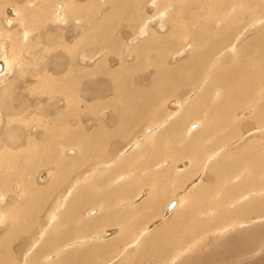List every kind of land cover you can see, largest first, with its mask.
<instances>
[{
  "label": "rangeland",
  "instance_id": "1",
  "mask_svg": "<svg viewBox=\"0 0 264 264\" xmlns=\"http://www.w3.org/2000/svg\"><path fill=\"white\" fill-rule=\"evenodd\" d=\"M39 1L0 0V66H2L0 70V181L6 183L0 185V242L4 243L11 235L15 237L9 244L8 249L10 250L4 253L5 260H8L10 256L11 264H28L29 261H32L34 255H38V253H35L38 251L39 245L45 243L52 226L58 222L59 212L63 211L65 204L71 206L72 199L84 197L85 200H89L82 204V211L79 215L76 214L78 218H74L75 223L80 222V220L93 222L96 218H108L106 223L96 226V233L91 230V235L87 237L88 239H85L86 245L83 246L81 257L86 262L89 259L92 264H95L92 258L84 257V254L88 251H95L97 246L109 244L112 245L109 257L105 261L97 262L98 264H141L138 261L140 257L147 256L149 253L154 254V250L155 253L159 250H164L169 258H166L167 261L165 259H157L158 261L156 262L147 260L148 262L145 261L144 264H207L209 261L214 264H229L227 254L236 250V248L237 251L241 252L242 250L243 253L247 250L253 252L251 254L252 258L246 260H249L248 264L257 263V261L259 264H264V155L263 157L261 156L263 161H260L255 168L256 172L253 171L255 170L254 168L250 166L247 168V165H243L245 168L242 167V171L236 170L237 173L234 172L233 175L228 169L222 168L225 163L221 164L224 157L228 155H230L228 157L235 156L241 150L255 148L257 152H262L259 144L264 143V53L257 54V52L258 48H264V0H224L223 3L228 8L227 10H222L221 13L229 14L228 19L223 22L214 21L210 25L211 28L210 26L209 28L213 37H219L220 34L218 32L220 33V30H222L224 32L222 35H224V38H229V42L222 50L217 52L218 55L214 53L215 55L208 56L207 54L204 57L205 59H203L201 64L202 67L200 66L198 70L200 74L197 71L201 78L199 76L196 78L195 85L197 87L194 85L191 89L181 88L178 91H174V96H172L173 91H171V87L167 86L166 92L162 96L160 95L163 92L159 95L157 94L152 108H147L143 115L137 117L138 110L136 109V114L132 116L135 121L132 123L122 122V120H125L124 112L127 110L125 103L126 94L132 90L130 87H134L133 89L137 90H143L145 87L149 88L153 84L152 82L160 78L159 76L163 74L165 69L180 68L188 60L189 54L191 55L190 52H194V50L189 51L184 45L179 46L178 51L171 52L169 56L164 58L158 52L154 54L148 51L136 53L137 50L144 46L145 43L153 44L158 39L166 37L172 30V35L177 33L179 29L180 33H182L180 26L184 28L186 26L188 28L187 35L192 37L195 32L209 31L207 27L211 21L207 18L208 7L212 6L217 0H212L213 2L205 0L207 1L206 4H202L200 1L196 2V0H178V2L176 0H145L144 4L141 3L135 8L129 7L130 9L128 8L127 10L124 9L127 6L121 5L122 9L119 5L118 7L122 10L120 9L117 12L115 10L118 7L114 5L113 0H110L112 1L110 3L109 0ZM47 2L48 5L46 4ZM17 3L18 5L26 6H18ZM158 3L161 5H158ZM61 5H63L61 11L65 12L64 17L66 16V19L63 20L62 16V18L58 19L56 17L58 20H54L53 13L59 11L58 6ZM83 5H85V13L75 12L76 6ZM52 6H54L53 9ZM255 6L258 7V15L261 17V21H254L253 17L250 16L245 19V22H247L246 26L240 27L236 25V22L239 24V21L248 15V12L252 13L250 10H254ZM17 7H19L18 10ZM237 7L238 9H236ZM130 10L138 13V20L136 23L134 22L135 25L128 18ZM236 11H240L237 19H235ZM68 12H70V16H67L68 14L66 13ZM117 13H122L120 15H123L124 18L117 17ZM23 17L26 18L24 19ZM165 18L166 20L170 19V23ZM23 19L24 21H22ZM227 22H229V25H227ZM102 24L103 26L106 25V27H102ZM252 25L256 28L251 27ZM95 28L98 29L94 30ZM103 29L108 32L109 38L115 39V44L119 46L115 51H111V46L108 44L107 46L104 43H99L98 49H95L93 45L84 44L85 39H88L91 35L93 36L96 31L104 32ZM109 32L112 34L111 36ZM180 40L183 42L184 37L181 36ZM241 46L245 48L244 52L241 51ZM90 52L93 54L89 55L88 53ZM104 60H107V63H104ZM210 60L211 62H209ZM2 61L6 65L7 70L5 72L3 71ZM142 62L144 63L142 64ZM100 64L105 66V68L103 66L102 71H110L109 73L112 76L122 66L128 67V73L124 77H120L122 84L125 83L124 79L127 77V86L125 87L123 84L118 89H114L111 85L110 77L104 74L105 71L99 74V71L96 72L94 70ZM155 64L158 66H154ZM230 66L232 67L230 68ZM163 68L165 69L162 70ZM192 68L188 70L193 71L194 69ZM233 70L238 74L232 72ZM224 74L225 76H223ZM69 75L71 76L73 93L76 96L75 107L77 105L81 107L79 110L77 106L80 114L75 111L70 115L67 111V103L62 97L61 88L62 85L69 83L66 80ZM74 78L76 79L74 80ZM122 78L124 79L122 80ZM224 79H227L229 84L227 82L226 84ZM46 80H51L53 88L45 87ZM222 81L227 85L226 87L224 86L225 84L221 85ZM205 92L208 96H202ZM228 92L234 95L235 99H229V102H226V94ZM260 93L262 94L260 95ZM169 96L171 98H168ZM160 97L162 98L160 99ZM201 98L200 104L196 105L198 99L200 100ZM144 101H141L140 104H143ZM146 101L148 102V98ZM56 106L58 107L56 108ZM96 107L99 110L97 109L98 112L95 113L93 109ZM131 110L132 108L130 107L129 111ZM190 110H193L195 115H189L188 111ZM208 110L217 111L218 115L214 118H220L210 120V124L204 133L203 129L208 125V121L205 119L202 121L200 115H205V111L208 112ZM233 111L235 113L230 115ZM75 113L79 115L77 116ZM61 116L67 117V120L60 121L58 125L66 124L68 132H62L68 137L66 135L64 137L62 135L56 136L52 140L53 147L50 150H45L47 149L45 148L43 150L44 154L33 158L32 161L38 166L25 171L24 169L15 168L18 171L17 173L10 171L7 166L6 153H4L5 150L3 149L6 148L11 151L14 156L15 152L23 155L22 151L24 148L19 151L16 150V147L18 145H27L28 134H32L34 141L46 144L47 138L42 136L44 125H47L49 121L51 124L55 123L57 120L53 119ZM31 118L33 119L31 120ZM44 119H47V121ZM155 119L157 120L155 121ZM37 120L41 122L38 123ZM178 122L181 128L176 132L172 128ZM255 122L259 126H256ZM223 125L226 128L218 132ZM103 129H106V132H103ZM209 129H212L211 136L206 135ZM257 130L260 131L257 132ZM110 132L113 134L111 135ZM102 133L107 135H102ZM98 134H101V136ZM68 139L74 144L68 145ZM175 140L177 142H173ZM88 141L90 142L87 143ZM94 142L99 143L97 147L94 145L91 147ZM188 145L193 146V149ZM84 148H88L90 153L88 156H86L87 150ZM167 148L169 151H167ZM70 149H77V151L74 152ZM89 149L92 150L90 151ZM195 150L198 153L192 156ZM182 151H184V154H181ZM173 154L175 156L172 157ZM43 155H45V158L42 157ZM16 160L15 157V165L17 164ZM69 161L76 162L72 163V166L64 165ZM23 164L24 160L21 161L20 165L22 166ZM61 164L64 165L63 173L59 172L58 169ZM211 166L214 168L213 171ZM216 166L219 167L218 169H224L228 172L227 174L222 173L224 175L222 176L221 174V177L218 178L214 185ZM68 167L72 169L70 170ZM239 171L241 173L238 176ZM178 172L181 174L187 172V186L185 183L181 184L184 176H180L181 174ZM10 174L11 176L8 177ZM261 174L262 176H260ZM254 175L255 180L253 178ZM224 178L230 179L229 182ZM18 179L25 183V191L17 181ZM244 179L246 180L244 181ZM241 183H250L252 187L240 192V195V193L237 194V190L233 186ZM211 184L214 185L215 190L209 196L207 195L206 198L201 199V202L196 200L193 194L194 191L201 185ZM30 185L32 188L29 187ZM5 186H8L7 189H4L6 192L3 190ZM28 187L31 191H28ZM185 187L187 188L185 189ZM217 189H220V191ZM238 189H243V187H238ZM26 191L31 193V195L27 194L28 192ZM76 192L78 194L74 195ZM103 196H109V200L107 202L103 200L102 202L101 198ZM155 199H160V201L155 202ZM221 199H223V202ZM208 200L210 201L209 203ZM228 200L231 201L229 202ZM254 200L259 205L260 211L258 214L256 213V208H252L249 211L240 209L243 205ZM215 202L216 204L219 202L222 206L216 205ZM228 202L229 205L227 204ZM170 204L173 207L169 209ZM73 205L78 207L75 200ZM214 205H216L215 210L212 208ZM199 207L202 208L200 209ZM223 211L226 213L224 214ZM201 212L204 213L202 214ZM34 214L35 218L31 230L27 228L28 232H22L20 225H24ZM18 216L23 217L22 223H18ZM196 221L204 224H197ZM51 223L52 225L50 226ZM208 223L215 228L210 229L211 226ZM215 223H218V226ZM201 228H208V232L204 231V234H202ZM248 236H251L252 240ZM235 237L238 240H235ZM261 237L263 238L260 245L257 240H260ZM153 242L154 244H152ZM83 244L82 241L80 242V240L72 237L69 241L62 243L63 246H60L56 250L57 252H54L55 248H52L51 245L49 246L50 248L43 246L42 250H40V252L43 251L41 252L42 259L39 258V261H41V264L54 263V260L60 255L59 253L76 251L78 248H82L79 246ZM174 244L177 246H174ZM184 245L186 246L183 247ZM257 245L261 247L259 246L256 249ZM177 249L178 251H176ZM194 251H197L198 254ZM178 252L179 254H177ZM248 255L249 253L241 257L238 262L232 260L230 264H242L245 262L244 258L248 257ZM186 258L188 259L185 260ZM191 260L193 261L191 262ZM227 260L228 263L226 262ZM6 263L10 264L8 261ZM33 263L31 262V264Z\"/></svg>",
  "mask_w": 264,
  "mask_h": 264
},
{
  "label": "bare ground",
  "instance_id": "2",
  "mask_svg": "<svg viewBox=\"0 0 264 264\" xmlns=\"http://www.w3.org/2000/svg\"><path fill=\"white\" fill-rule=\"evenodd\" d=\"M33 1V0H32ZM37 1H39V0H37ZM58 1V0H57ZM60 1V0H59ZM83 1V0H82ZM89 1V0H88ZM153 1V0H152ZM157 1H159V0H157ZM177 2H178V0H176ZM197 1H200V2H202V4H206L207 3V1H205V0H196V2ZM212 1V0H211ZM241 1V0H240ZM239 1V2H240ZM9 2H11V1H9ZM40 2V1H39ZM41 2H42V0H41ZM44 2V1H43ZM55 2H56V0H55ZM75 2V1H74ZM110 2H112V1H110L109 0V3ZM113 2H114V5H116V7H118L119 5H120V7H122L121 5H124V6H127V7H125L124 9L125 10H127L129 7H131V8H135V7H137L138 5H140L141 3L142 4H144L146 1L145 0H113ZM155 2V1H154ZM162 2V1H161ZM174 2V1H173ZM172 2V3H173ZM213 2V1H212ZM224 2V0H217L216 2H214V4L212 5V6H210V7H208V11H207V14H208V16H207V18L208 19H210V21H211V23L208 25V29H209V31L207 30V32H195L194 34H193V37L190 35H187V31H188V28H186V26H185V28L184 27H182V26H180L181 27V29H182V33H180V29L179 30H177L178 32L177 33H175V34H173L172 35V32H173V30L170 32L169 30V34L166 36V37H164V38H160V39H158L157 41H155L153 44H151V43H148V44H146L145 43V45L144 46H142V47H140V49L139 50H137V52L136 53H141V52H145V51H148L149 53H151V54H154V53H160V54H162V56L164 57V58H166L167 56H169L170 55V53L171 52H175V51H178V47L180 46H184V47H186L187 49H189V51H191V50H194V52H190L191 53V55L189 54V58H188V60L185 62V63H183L182 65H181V67L179 68H171V69H165V68H163L162 70H164V72H163V74H161V76H159L160 78L157 80L156 79V81L155 82H152L153 84L149 87V88H143V90H137V89H133L134 87H130V88H132V90H130V92L128 93V94H126V98H125V103H126V107H127V110H125V112H124V116H125V120H122V122H125V123H127V122H133V121H135L134 119H133V117L132 116H134L135 114H136V109L138 110V112H137V117H139L140 115H143V113H144V111L147 109V108H152V106H153V103H154V98L157 96V94L159 95L160 93H162L160 96H162L166 91L165 90H167V86L168 87H171V91H173L172 92V96H174V91H178L179 89H181V88H189V89H191V88H193L194 87V85H195V83H196V78L199 76V78H200V75H198L197 74V71L199 70V67L201 66V64L203 63V59H205L204 57L208 54V56H210V55H212V54H214V53H216L217 54V52H219L220 50H222L227 44H228V42H229V38H224V35H222L224 32L222 31V30H220V33L218 32V34H220V36L218 37V36H212V33H211V30H210V28H211V24L214 22V21H216V22H219V21H221V22H223L224 20H227L228 19V17H229V14H224V13H221L222 12V10H224V9H226L227 10V8H228V6H226V4L225 3H223ZM19 3V2H18ZM18 3H17V5H18ZM29 3V2H28ZM27 3V4H28ZM165 3H167V2H165ZM191 3V2H190ZM244 3V2H243ZM16 4V3H15ZM24 4V3H23ZM34 4H37V3H34ZM44 4V3H43ZM42 4V5H43ZM47 5H48V2L46 3ZM55 4V3H54ZM174 4V3H173ZM183 4V3H182ZM192 4V3H191ZM261 4V3H260ZM16 5V6H17ZM20 5V4H19ZM18 5V6H19ZM37 5H39V4H37ZM41 5V6H42ZM72 5V4H71ZM158 5H161V4H159L158 3ZM167 5V4H166ZM180 5V4H179ZM195 5V4H194ZM197 5H198V3H197ZM228 5H229V3H228ZM20 6H22V5H20ZM24 6H26V5H24ZM24 6H22V7H24ZM143 6V5H142ZM209 6V5H208ZM35 7V6H34ZM53 7L54 6H52V9H53ZM70 7V6H69ZM77 8H75V12H81V13H85V5H83V6H76ZM93 7V6H92ZM120 7H118V8H116V10H115V12H117V11H119L121 8ZM174 7V6H173ZM176 7V6H175ZM196 7V6H195ZM238 7H240V6H238ZM238 7L236 8V9H238ZM262 7V6H261ZM260 7V8H261ZM18 8L19 7H17V10H18ZM38 8V7H37ZM36 8V9H37ZM58 8H59V11H55L54 13H53V19L54 20H56L57 18L59 19V18H62V16H63V20L64 19H66V16L64 17V13H63V11H61L62 9H63V5H61V6H58ZM101 8V7H100ZM109 8V7H108ZM107 8V9H108ZM144 8V7H143ZM190 8H191V6H190ZM197 8V7H196ZM67 9V8H66ZM87 9V8H86ZM122 9H123V7H122ZM121 9V10H122ZM130 9V8H129ZM142 9V8H141ZM168 9V8H167ZM188 9V8H187ZM235 9V10H236ZM25 10V9H24ZM31 10H32V8H31ZM43 10H44V7H43ZM71 10V9H70ZM93 10V9H92ZM91 10V11H92ZM173 10V9H172ZM190 10V9H189ZM9 11V10H8ZM45 11V10H44ZM52 11V10H51ZM54 11V10H53ZM88 11H90V10H88ZM100 11V10H99ZM114 11V10H113ZM134 11V10H133ZM133 11H131L130 10V13H129V15H128V18H129V20H132V23H136V21L138 20V13H136V12H133ZM252 13H249L248 12V15L246 16V17H241L242 18V20L241 21H239V24L236 22V25H238V26H240V27H244V26H246L247 25V22H245V19H248L247 17H250V16H252L253 17V19H254V21L256 20L257 22H259V21H261L260 20V16L258 15V7L257 6H255V9L254 10H250ZM15 12V11H14ZM26 12H27V10H26ZM168 12V11H167ZM9 13V12H8ZM240 13V11H236V15H235V19H237V15ZM50 14V13H49ZM66 14H68L67 16H70V12H68V13H66ZM120 14H122V13H117L116 14V16L117 17H123V15H120ZM154 14V13H153ZM164 14V13H163ZM162 14V15H163ZM31 15V14H30ZM35 15V14H34ZM40 15V14H39ZM45 15H47V14H45ZM105 15V14H104ZM145 15V14H144ZM147 15V14H146ZM157 15V14H156ZM36 16V15H35ZM50 16V15H49ZM167 16H168V14H167ZM43 17V16H42ZM57 17V18H56ZM164 17H165V15H164ZM174 17V16H173ZM17 18V17H16ZM15 18V19H16ZM24 19L26 18V17H23ZM88 18V17H87ZM124 18V17H123ZM162 18V17H161ZM160 18V19H161ZM170 18V17H169ZM24 19L22 20V21H24ZM30 19V18H29ZM48 19V18H47ZM57 19V20H58ZM89 19V18H88ZM92 19V18H91ZM90 19V20H91ZM112 19V18H111ZM168 19V18H167ZM165 20H166V18H165ZM170 20V19H169ZM169 20H166V21H168L169 22ZM174 20V19H173ZM92 21H94V20H92ZM162 21V20H161ZM171 21H172V19H171ZM114 22V21H113ZM173 22V21H172ZM4 23V22H3ZM17 23V22H16ZM25 23V22H24ZM135 23H134V25H135ZM164 23V22H163ZM167 23V22H166ZM170 23V22H169ZM175 23V22H174ZM228 24L227 25H229V22H227ZM32 24V23H31ZM75 24V23H74ZM168 24V23H167ZM173 24V23H172ZM20 25H22L21 23H20ZM24 25V24H23ZM27 25V24H26ZM92 25V24H91ZM126 25V24H125ZM130 25V24H129ZM224 25V24H223ZM258 25V24H257ZM12 26V25H11ZM109 26V25H108ZM113 26V25H112ZM115 26V25H114ZM140 26V25H139ZM165 26H166V24H165ZM169 26H170V24H169ZM209 26H210V28H209ZM254 25H252L251 27H253ZM262 26V25H261ZM21 27V26H20ZM26 27V26H25ZM81 27H83V26H81ZM87 27V26H86ZM92 27V26H91ZM102 27H106V25L105 26H103V24H102ZM127 27V26H126ZM134 27V26H133ZM178 27V26H177ZM213 27H214V25H213ZM225 27H227L226 25H225ZM27 28V27H26ZM78 28V27H77ZM108 29H110L109 27H107ZM128 28V27H127ZM126 28V29H127ZM175 28V27H174ZM250 28V27H249ZM253 28H256V27H253ZM258 28V27H257ZM1 29V28H0ZM15 29V28H14ZM38 29V28H37ZM98 28H95L94 30H97ZM111 29H113V28H111ZM128 29H130V28H128ZM203 29V28H202ZM201 29V30H202ZM252 29V28H251ZM250 29V30H251ZM28 30H30V29H28ZM34 30V29H33ZM84 30V29H83ZM102 30V29H101ZM104 30V29H103ZM138 30V29H137ZM140 30V29H139ZM249 30V29H248ZM256 30V29H255ZM17 31V30H16ZM108 31V30H107ZM174 31H175V29H174ZM252 31V30H251ZM18 32V31H17ZM16 32V33H17ZM30 32V31H29ZM133 33H134V31H132ZM244 32H246V31H244ZM21 33V32H20ZM129 33H130V31H129ZM142 33V32H141ZM153 33V32H152ZM225 34H227V33H225ZM244 34V33H243ZM84 35V34H83ZM107 35V36H106ZM109 35L111 36L112 34H110V32H109ZM162 35V34H161ZM120 36H121V34H120ZM184 37V40H183V42L180 40V37ZM16 37V36H15ZM186 38V39H185ZM11 39V38H10ZM122 39H123V37H122ZM153 39V38H152ZM241 39V38H240ZM114 40V41H113ZM125 41V40H124ZM182 43H181V42ZM78 42V41H77ZM76 42V43H77ZM120 42V41H119ZM147 42V41H146ZM233 42V41H232ZM245 43H247L246 41H244ZM99 43H104V44H108V45H110L111 46V48H110V50L111 51H115L116 49H117V47H119V46H117L116 44H115V39H111V37L109 38L108 37V32H105V30H104V32L102 31H99V32H95L94 33V35L92 36L91 35V37H89L88 39H85L84 40V44L85 45H90V46H94V48L95 49H98V44ZM122 43V42H121ZM124 44V43H123ZM142 44H144V43H142ZM244 44V43H243ZM249 44V43H248ZM107 45V46H108ZM141 45V44H140ZM75 46H77V45H75ZM82 46V45H81ZM80 46V47H81ZM100 46V45H99ZM138 47V46H137ZM239 47V46H238ZM242 47V46H241ZM67 48V47H66ZM89 48H91V47H89ZM100 48V47H99ZM131 48V47H130ZM133 48V47H132ZM136 49V48H135ZM244 49L245 48H243L242 47V49H241V51L242 52H244ZM94 51V50H93ZM119 51V50H118ZM203 51V52H202ZM72 52V51H71ZM223 52V51H222ZM227 52H229V51H227ZM264 53V48H258V52H257V54H260V53ZM69 53V52H68ZM109 53V52H108ZM47 54V53H46ZM83 54V53H82ZM89 55H92L93 53L92 52H90V53H88ZM145 54V53H144ZM148 54V53H147ZM134 55V54H133ZM149 55V54H148ZM215 55V54H214ZM218 55V54H217ZM224 55V54H223ZM244 55V54H243ZM137 56V55H136ZM135 56V57H136ZM138 56H139V54H138ZM157 56V55H156ZM159 56V55H158ZM92 57V56H91ZM104 57V56H103ZM212 57V56H211ZM130 58H131V56H130ZM141 58V57H140ZM153 58V57H152ZM96 59H97V57H96ZM116 59V58H115ZM170 60V59H169ZM105 61V60H104ZM107 61V60H106ZM104 62V63H107V62ZM141 61V60H140ZM209 62H211V60L209 61ZM258 62V61H257ZM100 63V62H99ZM99 63H97V64H99ZM144 62H142V64H143ZM161 63V62H160ZM224 63V62H223ZM96 64V65H97ZM164 64V63H163ZM166 64V63H165ZM2 65H3V71L5 72L7 69H6V65H5V63L2 61ZM8 65V64H7ZM43 65V64H42ZM46 65V64H45ZM95 65V66H96ZM169 65V64H168ZM237 65V64H236ZM236 65H234V66H236ZM9 66V65H8ZM40 66V65H39ZM103 66H104V64L102 65V64H100V65H98L94 70H96V72L97 71H99V74H102L105 70H103L102 71V69H103ZM149 66V65H148ZM147 66V67H148ZM154 66H158L157 64H155ZM208 66V65H207ZM226 66V65H225ZM233 66V65H232ZM232 66H230V68L232 67ZM254 66V65H253ZM1 67V69H2V66H0ZM42 67V66H41ZM106 67H107V65H106ZM150 67V66H149ZM152 67V66H151ZM164 67V66H163ZM192 67H194V68H192ZM202 67V66H201ZM210 67H211V64H210ZM223 67H224V65H223ZM104 68H105V66H104ZM169 68H170V66H169ZM190 68H192V69H194L193 71H189L188 69H190ZM226 68V67H225ZM224 68V69H225ZM0 69V70H1ZM46 69V68H45ZM128 67H125V66H122L121 68H120V70H117V71H115V75H111L109 72L110 71H105L104 72V74L106 75V76H109L110 77V81H111V85L114 87V89H118L121 85H125V87L127 86V84H126V82H128V79H127V77H125V79L124 78H122V80L124 79V82L125 83H121V79H120V77H124L125 76V74H127L128 73ZM177 69H179V70H177ZM181 69V70H180ZM93 70V71H94ZM147 70V69H146ZM227 70V69H226ZM38 71V70H37ZM45 71V70H44ZM138 71V70H137ZM254 71V70H253ZM39 72V71H38ZM42 72V71H41ZM148 72V71H147ZM202 72V71H201ZM220 72H221V70H220ZM231 72V71H230ZM232 72H234V70L232 71ZM249 72V71H248ZM150 73V72H149ZM148 73V74H149ZM191 73V74H190ZM198 73L200 74V72L198 71ZM208 73V72H207ZM217 73V72H216ZM226 73V72H225ZM235 74H238V73H236V72H234ZM45 75V74H44ZM220 75V74H219ZM132 76V75H131ZM213 76V75H212ZM223 76H225V74L223 75ZM227 76H229V75H227ZM46 77V76H45ZM214 77V76H213ZM218 77V76H217ZM231 77H232V75H231ZM244 77V76H243ZM56 78H58V77H56ZM77 78V77H76ZM76 78H74V80L76 79ZM212 78V77H211ZM221 78H222V75H221ZM228 78V77H227ZM151 79V78H150ZM201 79V78H200ZM209 79V78H208ZM66 80L69 82L67 85L66 84H64V85H62V88H61V90H62V97H63V99L66 101V103H67V111H68V113L71 115V113H74L75 111H77V113H79V111H78V108H77V106L75 107V98H76V96H74V93H73V87H72V85H71V76L69 75L67 78H66ZM222 80V79H221ZM225 80V83L227 82H229L227 79H224ZM223 80V81H224ZM227 80V81H226ZM38 81V80H37ZM145 81V80H144ZM151 81V80H150ZM219 81V80H218ZM223 81L221 82V83H219V84H221L222 86H223V84H225V83H223ZM40 82V81H39ZM53 82V81H52ZM212 82V81H211ZM56 83V82H55ZM61 83V82H60ZM73 83V82H72ZM85 83V82H84ZM130 83V82H129ZM132 83V82H131ZM144 83H146V82H144ZM215 83H216V81H215ZM226 83V84H227ZM59 84V83H58ZM77 84V83H76ZM217 84V83H216ZM224 85L225 87L227 86V85ZM229 84V83H228ZM237 84V83H236ZM79 85V84H78ZM100 85H102L101 83H100ZM131 85V84H130ZM149 85V84H148ZM198 85V84H197ZM213 85V84H212ZM75 86V85H74ZM77 86V85H76ZM142 86V85H141ZM196 86V85H195ZM45 87L46 88H50V87H52V83H51V80L49 81V80H46L45 81ZM79 87V86H78ZM97 87H99V86H97ZM96 87V88H97ZM124 87V88H125ZM140 87V86H139ZM197 87V86H196ZM195 87V88H196ZM210 87V86H209ZM233 87V86H232ZM53 88V87H52ZM51 88V89H52ZM91 88V87H90ZM100 88V87H99ZM228 88H229V86H228ZM79 89V88H78ZM203 89V88H202ZM100 90V89H99ZM193 90V89H192ZM206 90H208V89H206ZM227 90V89H226ZM234 90V89H233ZM252 90V89H251ZM47 91V90H46ZM77 92H78V90H76ZM81 91V90H80ZM86 91V90H85ZM98 91V90H97ZM171 91H170V93H171ZM257 91V90H256ZM261 91V90H260ZM49 92V91H48ZM202 92V91H201ZM225 92V91H224ZM232 92V91H231ZM251 92V91H250ZM262 92V91H261ZM82 93V92H81ZM84 93H86V92H84ZM178 93V92H177ZM189 93V92H188ZM211 93V92H210ZM233 93V92H232ZM257 93V92H256ZM262 93H260V95H261ZM42 95V94H41ZM79 95V94H78ZM81 95V94H80ZM92 95V94H91ZM100 95H101V93H100ZM123 95V94H122ZM122 95H121V97H122ZM168 95V94H167ZM166 95V96H167ZM225 95V94H224ZM256 95H258V94H256ZM82 96V95H81ZM84 96H85V94H84ZM113 96H115L114 94H113ZM202 96H208V94L205 92ZM222 96H223V93H222ZM249 96H252V95H249ZM259 96V95H258ZM53 97V96H52ZM78 97H80V96H78ZM77 97V98H78ZM201 97V96H200ZM108 98V97H107ZM148 98V102L146 101V99ZM162 97H160V99H161ZM168 98H171L170 96L168 97ZM205 98V97H204ZM213 98V97H212ZM80 99V98H79ZM88 99H89V97H88ZM165 99V98H164ZM181 99V98H180ZM183 99V98H182ZM208 99V98H207ZM229 99H235V96L234 95H231L229 92L226 94V102L229 100ZM107 100V99H106ZM124 100V99H123ZM143 100H145L144 102H143V104H140L141 103V101H143ZM163 100V99H162ZM161 100V101H162ZM166 100V99H165ZM165 100H163V101H165ZM185 100V99H184ZM190 100V99H189ZM192 101H193V99H191ZM170 101H171V99H170ZM169 101V102H170ZM200 101H202V98L199 100L198 99V101L196 102V105L197 104H200ZM254 101V100H253ZM84 102V101H83ZM174 102V101H173ZM214 102V101H213ZM229 102V101H228ZM65 103V102H64ZM65 103V104H66ZM98 103V102H97ZM164 103V102H163ZM175 103V102H174ZM205 103H206V101H205ZM205 103H203V104H205ZM233 103V102H232ZM248 103V102H247ZM65 104H64V106H65ZM116 104H117V102H116ZM192 104V103H191ZM235 104V103H234ZM162 105V104H161ZM238 105V104H237ZM62 106V105H61ZM231 106V105H230ZM58 106H56V108H57ZM66 107V106H65ZM79 107V106H78ZM130 107L132 108V110L131 111H129L130 110ZM158 107V106H157ZM176 107V106H175ZM188 107H189V105H188ZM235 107V106H234ZM80 108L81 107H79V110H80ZM91 108V107H90ZM93 108V107H92ZM113 108V107H112ZM118 108V107H117ZM156 108V107H155ZM165 108V107H164ZM164 108H163V110H164ZM225 108V107H224ZM239 108V107H238ZM253 108V107H252ZM86 109V108H85ZM99 110V108L98 107H96V108H94L93 109V111L96 113V112H98V110ZM154 109V108H153ZM227 109V108H226ZM66 110V109H65ZM83 110H84V108H83ZM90 110V109H89ZM101 110V109H100ZM167 110V109H166ZM64 111V110H63ZM62 111V112H63ZM86 111V110H85ZM118 111V110H117ZM129 111V112H128ZM165 111V110H164ZM61 112V113H62ZM84 112V111H83ZM90 113H91V110L89 111ZM88 112V113H89ZM223 112V111H222ZM222 112H221V114H222ZM251 112V111H250ZM114 113V112H113ZM156 113V112H155ZM168 113V112H167ZM186 113V112H185ZM235 113V111H233L230 115H233ZM257 113H258V111H257ZM76 114V113H75ZM74 114V115H75ZM80 114V113H79ZM78 114V115H79ZM157 114H158V112H157ZM188 114L189 115H195L194 114V111L193 110H190V111H188ZM198 114V113H197ZM26 115V114H25ZM73 115V116H74ZM77 115V114H76ZM77 115V116H78ZM166 115V114H165ZM218 115V112L217 111H215V110H208V112L207 111H205V115L204 114H201L200 115V119L203 121L204 119L206 120V121H208V125H206L205 127H204V129H203V132L205 133V131H206V129H207V127L209 126V124H210V120H212V119H218V118H220V117H217V118H214V117H216ZM227 115V114H226ZM238 115V114H237ZM68 116V115H67ZM123 116V117H124ZM159 116V115H158ZM229 116V115H228ZM239 116V115H238ZM25 117H27V116H25ZM80 117V116H79ZM256 117V116H255ZM260 117V116H259ZM18 118V117H17ZM16 118V119H17ZM97 118V117H96ZM153 118V117H152ZM230 118V117H229ZM19 119V118H18ZM17 119V120H18ZM33 118H31V120H32ZM76 119H79V118H76ZM81 119V118H80ZM159 119V118H158ZM166 119V118H165ZM233 119V118H232ZM258 119V118H257ZM45 120V119H44ZM50 120V119H49ZM53 120H57L55 123H53V124H51L50 123V121L49 122H47L48 124L47 125H44V129H43V133H42V136H44V137H46L47 138V141H46V144L45 143H43V142H36V141H34L35 139L32 137V134H28L27 136H29L28 137V142H27V145L26 146H23V145H18L17 147H16V150H22L23 148V151H22V154L23 155H21V153L19 154V153H17V152H15L14 154H15V156L11 153V151H8L6 148H4L3 150H5L4 151V153H6L5 155H6V157H7V161H8V164H7V166H8V169L10 170V171H13V173H17L18 171H17V169H15V168H20V169H24V171L26 170V169H30V168H34V167H36V166H38V164H36L35 165V162H33L32 161V159L33 158H37V157H39V156H41L42 154H44L43 153V150L45 149V148H47V149H45V150H50V148L51 147H53V143H52V140L56 137V136H60V135H62V137H64L66 134L65 133H63L62 131H65V132H68L67 131V126H66V124H62V125H58V123L61 121V122H63V121H65V120H67V117H65V116H61V117H59V118H57V119H53ZM147 120H149V119H147ZM153 120V119H152ZM151 120V121H152ZM157 119H155V121H156ZM161 120V119H160ZM35 121V120H34ZM38 121V123H40L41 121L40 120H37ZM45 121H47V119L45 120ZM44 121V122H45ZM69 122H70V120H68ZM67 121V122H68ZM43 122V121H42ZM218 122V121H217ZM220 122V121H219ZM242 122H244V121H242ZM258 122V121H257ZM257 122H255L256 124V126H259V124H257ZM260 122H262V121H260ZM78 123V122H77ZM120 123V122H119ZM144 123V122H143ZM147 123V122H146ZM263 123V122H262ZM46 124V123H45ZM253 124V123H252ZM27 125V124H26ZM128 125V124H127ZM222 125V124H221ZM254 125V124H253ZM82 126V125H81ZM130 126V125H129ZM132 126V125H131ZM135 126V125H134ZM172 126H173V124H172ZM251 126V125H250ZM79 127V126H78ZM125 127H126V125H125ZM158 127V126H157ZM168 127V126H167ZM102 128V127H101ZM164 128H166V127H164ZM180 128H181V126H180V123L178 122V123H175L174 124V126H173V130L174 131H179L180 130ZM194 128V127H193ZM226 128V126L225 125H223L220 129H219V131L218 132H220V131H222V130H224ZM234 128V127H233ZM122 129V128H121ZM124 129V128H123ZM259 129V128H258ZM157 130V129H156ZM161 130V129H160ZM167 130V129H166ZM170 130V129H169ZM226 130H228V129H226ZM237 130V129H236ZM93 131V130H92ZM97 131H98V129H97ZM106 132V129H103V132ZM258 131H260V130H257V132ZM154 132V131H153ZM153 132H152V134H153ZM130 133V132H129ZM145 133V132H144ZM229 133V132H228ZM227 133V134H228ZM72 134V133H71ZM71 134H69V135H71ZM110 134L112 135L113 133L112 132H110ZM210 134V135H209ZM13 135V134H12ZM78 135V134H77ZM97 135V134H96ZM99 136H101V134H98ZM102 135H107L106 133L104 134V133H102ZM206 135H208V136H211L212 135V129H209L207 132H206ZM230 135V134H229ZM234 136H235V134H233ZM233 135H232V137H233ZM67 137H68V135H66ZM80 136V135H79ZM128 136V135H127ZM162 136H163V132H162ZM231 136V135H230ZM219 137V136H218ZM229 137V136H228ZM3 138V137H2ZM95 138V137H94ZM102 138V137H101ZM101 138H99V139H101ZM231 138V137H230ZM51 140V142H50V140ZM97 139H98V137H97ZM150 139V138H149ZM154 139V138H153ZM196 139V138H195ZM225 139V138H224ZM49 140V141H48ZM88 140V139H87ZM165 140H166V138H165ZM213 140V139H212ZM261 140V139H260ZM27 141V140H26ZM259 141V140H258ZM90 141H88L87 143H89ZM136 142V141H135ZM150 142H152V141H150ZM150 142H148V143H150ZM173 142H177V140H175V141H173ZM219 142V141H218ZM227 142V141H226ZM263 142V141H262ZM138 143V142H137ZM61 144H63V143H61ZM67 144L68 145H72V144H74V143H72L69 139L67 140ZM98 144L99 143H97V142H94L92 145H91V147L94 145L95 147H97L98 146ZM151 144V143H150ZM156 144V143H155ZM168 144V143H167ZM186 144H188L187 142H186ZM219 144V143H218ZM222 144V143H221ZM263 144L264 143H261V145L259 144V146L261 147L260 149H262V152H264V146H263ZM86 145V144H85ZM215 145V144H214ZM62 146V145H61ZM153 146V145H152ZM151 146V147H152ZM190 148H192L193 149V146H191V145H188ZM220 146V145H219ZM64 147V146H63ZM158 147V146H157ZM218 147V146H217ZM244 147V146H243ZM254 147V146H253ZM258 147V146H257ZM62 148V147H61ZM72 148V147H71ZM89 148H90V146H89ZM239 148V147H238ZM85 150H87L86 152H87V155L86 156H88V154H90L89 153V151H88V148H84ZM207 149V148H206ZM239 149H241V148H239ZM62 150V149H61ZM70 150H72V151H77V149H70ZM90 151L92 150V149H89ZM165 150V149H164ZM258 150V149H257ZM52 151H53V149H52ZM167 151H169L168 150V148H167ZM203 151V150H202ZM234 151V150H233ZM239 151V150H238ZM24 152V153H23ZM63 152V151H62ZM161 152V151H160ZM231 152V151H230ZM235 152H237V151H235ZM262 152L260 153V152H257L256 151V149L255 148H251V150H249V148L248 149H246V150H241L240 152H237L236 154H235V156H232V157H228V156H230V155H228V156H226V157H224V159L221 161V164H223V163H225V166L224 167H222V168H224V169H228L229 170V172H232L233 173V175H234V172H236V170H241L242 169V167H243V165H247V168H248V166H250V167H252V168H256V166L258 165V163L261 161H263V155H264V153L262 154ZM53 153V152H52ZM198 153V152H197ZM197 153H196V150L193 152V155L192 156H195V155H197ZM170 154V153H169ZM168 154V155H169ZM181 154H184V151H182L181 152ZM85 156V155H84ZM99 156H100V153H99ZM159 156H160V154H159ZM173 156H175L174 154L172 155V157ZM212 156V155H211ZM210 156V157H211ZM262 156V157H261ZM15 157H16V165H15ZM42 157H44L45 158V155H43ZM197 157V156H196ZM84 158V157H83ZM83 158H82V160H83ZM159 158V157H158ZM262 158V160H260ZM87 159V158H86ZM146 159V158H145ZM22 160H24V164L21 166L20 164H21V161ZM46 160H47V158H46ZM71 160V159H70ZM85 160V159H84ZM88 160V159H87ZM144 160V159H143ZM147 160V159H146ZM173 160V159H172ZM211 160V159H210ZM170 161V160H169ZM173 161H175V160H173ZM43 162H44V159H43ZM76 161H73V162H67L66 164H64V165H67V166H72V163H75ZM219 162V161H218ZM39 163V162H38ZM197 163V162H196ZM233 163V165H231ZM92 164V163H91ZM95 164V163H94ZM146 164H147V162H146ZM209 164V163H208ZM215 164V163H214ZM220 164V163H219ZM14 165H15V167H14ZM51 165V164H50ZM64 165H62L61 164V167L59 166V172H61V173H63V167H64ZM77 165V164H76ZM194 165V164H193ZM205 165V164H204ZM221 166V165H220ZM212 167V166H211ZM210 167V168H211ZM69 168V167H68ZM213 168V167H212ZM219 167H215V171H214V185L216 184V182L218 181V178H220L221 176V174L222 173H225V174H227V172L224 170V169H218ZM243 168H245V166L243 167ZM70 169V168H69ZM72 169V168H71ZM70 169V170H71ZM94 169V168H93ZM106 169V168H105ZM251 169V168H250ZM214 170V168L212 169V171ZM244 170V169H243ZM4 172H5V170H3ZM95 171V170H94ZM97 171V170H96ZM242 171V170H241ZM241 171H239L238 172V176H239V174L241 173ZM247 171V170H246ZM245 171V172H246ZM254 172H256V169L255 170H253ZM259 171H260V169H259ZM36 172V171H35ZM22 173V172H21ZM99 173V172H98ZM237 173V172H236ZM249 173H250V171H249ZM231 174V173H230ZM22 175H23V173H22ZM62 175V174H61ZM224 174H222V176H223ZM251 175V174H250ZM249 175V176H250ZM11 176V174L8 176V177H10ZM257 176V175H256ZM260 176H262V174L260 175ZM247 177V176H246ZM251 177V176H250ZM189 178V177H188ZM226 178V177H225ZM224 178V179H225ZM228 178V177H227ZM252 178V177H251ZM254 180H255V175H254ZM101 179V178H100ZM100 179H99V181H100ZM236 179V178H235ZM235 179H234V181H235ZM248 179H249V177H248ZM12 180V179H11ZM104 180V179H103ZM191 180V179H190ZM226 181L228 180V182H229V180L230 179H225ZM240 180V179H239ZM243 180V179H242ZM246 179H244V181H245ZM258 180V179H257ZM19 183H20V185H21V187H22V189L25 191V187H24V184L25 183H23V182H21V181H19V179L17 180ZM128 181V180H127ZM180 181H182V180H180ZM238 181V180H237ZM97 182V181H96ZM232 182V181H231ZM230 182V183H231ZM92 183V182H91ZM99 183V182H98ZM179 183V182H178ZM230 183H229V185H230ZM2 184H6V183H3V181H0V185H2ZM186 184V183H185ZM17 185V184H16ZM60 185V184H59ZM93 185V184H92ZM131 185V184H130ZM214 185L213 184H211V185H201V187H199V188H197L195 191H194V196H195V198H196V200H201V199H204V198H206V196L208 195H210L215 189V187H214ZM232 185V184H231ZM234 185V184H233ZM175 186H176V184H175ZM224 186V185H223ZM243 187V189H238V187L239 188H242ZM7 187L8 186H5L4 188H3V190L4 189H7ZM30 188H32V186L30 185L29 186ZM27 188L28 189V191H31V189L30 188ZM126 187V186H125ZM178 187H180V186H178ZM183 187V186H182ZM217 187H218V185H217ZM216 187V188H217ZM219 187H221V186H219ZM226 187V186H225ZM233 187H235L236 188V190H237V194L238 193H240V192H242V191H244L245 189H248V188H251L252 187V184H250V183H245V184H240V185H237V186H233ZM255 187V186H254ZM222 188V187H221ZM229 188V187H228ZM119 189V188H118ZM217 190H219L220 191V189H217ZM224 190V189H223ZM5 192H6V190H4ZM28 191H26V192H28ZM85 191H87V190H85ZM123 191V190H122ZM127 191V190H126ZM187 191V190H186ZM37 192V191H36ZM218 192V191H217ZM225 192V191H224ZM223 192V193H224ZM24 193V192H23ZM123 193V192H122ZM121 193V194H122ZM130 193V192H129ZM223 193H222V196H223ZM225 193H227V192H225ZM232 193V192H231ZM231 193H230V195H231ZM27 194H30L31 195V193H27ZM34 194V193H33ZM78 194V192H76L74 195H77ZM80 194H81V192H80ZM120 194V193H119ZM227 194H229V193H227ZM84 195V194H83ZM94 195H95V193H94ZM127 195H129V194H127ZM230 195H228V197H230ZM233 195V194H232ZM240 195H241V193H240ZM88 196V195H87ZM238 196V195H237ZM86 197V196H85ZM90 197H92V196H90ZM224 197H225V195H224ZM235 197V196H234ZM209 198V197H208ZM210 198H212V197H210ZM223 198V197H222ZM102 202H103V200L104 201H108L109 200V196H103L102 198ZM74 200L76 201V204L78 205V207L77 206H74L73 205V202H74ZM89 200V199H88ZM88 200H85L84 199V197H78L77 199H72V205L70 206L69 204L67 205V204H65V207H64V209H63V211L62 212H59V215L60 216H58L59 218H58V222L56 223V224H54L53 226H52V230L50 231V233H49V235H48V238H47V240L45 241V243L44 244H41V245H39V247H38V251L35 253V254H37L38 253V255H34V257H33V259H32V261H29V263L28 264H31V262H34L33 264H41V261H39V258H41L42 256H41V252H43V251H41L40 252V250H42V247L44 246V247H49L50 245H51V247L52 248H55L54 249V252H57L56 250H58V248L60 247V246H63L62 245V243H64V242H67V241H69L72 237H74V238H76L77 240H80V242L82 241L84 244L83 245H80L79 247H82V248H78L76 251H73V252H68V253H63V254H61V253H59L60 255H58L57 256V258L54 260L55 262L54 263H51V264H92V261L91 260H87V262L81 257V255L83 254V246H85L86 244H85V239H88L87 237H89L90 235H91V230L93 231V233H96L97 232V230H96V226L97 225H101V224H104V223H106V221H108V218H106V217H102V218H96V220H94L93 222L92 221H89V220H87V221H82V220H80V222H78V223H75L74 222V218H78V216H76V214H78L79 215V213L82 211V209H81V206H82V204L84 203V202H87ZM156 200V199H155ZM154 200V201H155ZM219 200H220V198H219ZM223 199H221V201H222ZM233 200V199H232ZM264 200V199H263ZM100 201V200H99ZM153 201V202H154ZM160 201V199H157L155 202H159ZM193 201V200H192ZM198 201V202H199ZM224 201H225V199H224ZM229 201V200H228ZM231 201V200H230ZM229 201V202H230ZM236 201V200H235ZM234 201V202H235ZM239 201V200H238ZM201 202V201H200ZM210 201L208 200V203H209ZM220 202V201H219ZM219 202H218V204H219ZM223 202V201H222ZM227 202V201H226ZM229 202L227 203L228 205H229ZM237 202V201H236ZM67 203V202H66ZM69 203H70V201H69ZM233 203V202H232ZM195 204V203H194ZM202 204V203H201ZM212 204H214V203H212ZM215 204H216V202H215ZM218 204H216V205H218ZM41 205V204H40ZM197 205V204H196ZM195 205V206H196ZM206 205H208V204H206ZM216 205H214V207L212 206V208L215 210V206ZM219 205H221V204H219ZM224 205V204H223ZM262 205V204H261ZM140 206V205H139ZM209 206H211V205H209ZM222 206V205H221ZM263 206V205H262ZM219 207V206H218ZM38 208H39V206H38ZM200 208V207H199ZM202 208V207H201ZM200 208V209H201ZM206 208V207H205ZM204 208V209H205ZM220 208V207H219ZM222 208V207H221ZM223 208H224V206H223ZM234 208V207H233ZM252 208H256V213L258 214L259 213V205L258 204H256V202H255V200L254 201H251V202H248L247 204H245V205H243L240 209H244V211H245V209H246V211H249V210H251ZM34 209V208H33ZM203 209V210H204ZM210 209V208H209ZM208 209V210H209ZM264 209V208H263ZM120 210V209H119ZM217 210H218V212H219V209L217 208ZM122 211V210H121ZM224 211H226V210H224ZM223 211V212H224ZM243 211V210H242ZM119 212V211H118ZM199 212V211H198ZM206 212V211H205ZM232 212V211H231ZM35 213V212H34ZM54 213V212H53ZM202 214L204 213V212H201ZM220 213H221V211H220ZM226 212H224V214H225ZM228 213H230V212H228ZM240 214H243V213H241V212H239ZM245 213V212H244ZM249 213V212H248ZM30 214V213H29ZM82 214V213H81ZM80 214V215H81ZM254 214H255V212H254ZM37 215V214H36ZM205 215V214H204ZM221 215V214H220ZM223 215V214H222ZM249 215H250V213H249ZM248 215V216H249ZM252 216V215H251ZM197 217V216H196ZM204 217V216H203ZM225 217V216H224ZM253 217H254V215H253ZM264 217V216H263ZM34 218H35V214H34V216H32L29 220H27L25 223H24V225L22 224V225H20L21 226V230H22V232H24V231H27V228H29L30 230H31V226L33 225V222H34ZM217 218H219V217H217ZM221 218H222V216H221ZM227 218V217H226ZM231 218V217H230ZM245 218V217H244ZM246 218H247V216H246ZM245 218V219H246ZM248 218H250V217H248ZM225 219V218H224ZM223 219V220H224ZM234 219V218H233ZM232 219V221H234ZM53 220V219H52ZM199 220V219H198ZM202 220H203V218H202ZM207 220V219H206ZM205 220V221H206ZM222 220V219H221ZM17 221H18V223H22L23 222V217L22 216H18V218H17ZM209 221H212V220H209ZM226 221V220H225ZM224 221V222H225ZM194 222V221H193ZM204 222V221H203ZM208 222V221H207ZM213 222V221H212ZM211 222V224H213ZM218 222V221H217ZM223 222V223H224ZM143 223V222H142ZM196 223H197V221H196ZM195 223V224H196ZM202 223V222H201ZM200 222H198L197 224H201ZM219 223V222H218ZM217 223V224H218ZM221 223V222H220ZM194 224V225H195ZM204 224V223H203ZM203 224H201V225H203ZM209 224V223H208ZM211 224H209L210 226H211ZM216 224V223H215ZM216 224V226H218ZM222 224V223H221ZM220 224V225H221ZM225 224V223H224ZM52 225V223L50 224V226ZM236 225V224H235ZM123 226V225H122ZM234 226V225H233ZM17 227V226H16ZM125 227V226H124ZM205 227V226H204ZM207 227V226H206ZM223 227V226H222ZM215 227H210V229H214ZM202 229V228H201ZM264 230V229H263ZM195 231H197V230H195ZM200 231H203V233L202 234H204V231H206V233L208 232V228L207 229H202V230H200ZM211 231V230H210ZM28 232V231H27ZM219 232V231H218ZM225 232V231H224ZM245 232V231H244ZM17 233H19L18 231H17ZM178 233H180V232H178ZM196 233H199V232H196ZM222 233H223V231H222ZM243 233V232H242ZM241 233V234H242ZM20 234V233H19ZM219 234V233H218ZM221 234V233H220ZM244 234V233H243ZM206 235V234H205ZM249 235V234H248ZM252 235H254V234H252ZM200 236H201V233H200ZM156 237H157V235H156ZM159 237V236H158ZM251 238V236H248V238ZM15 237H13L12 235H11V237L9 238V239H6V241L4 242V243H1L0 244V256H1V260H0V264H7L6 263V261H8L10 264L12 263L11 262V259H10V256H9V258H8V260H5V258H4V256H5V251H7V250H10V249H8V247H9V244H11V241L14 239ZM121 238V237H120ZM138 238V237H137ZM203 238V237H202ZM242 238V237H241ZM241 238H239V239H241ZM248 238H246V239H248ZM249 238V239H250ZM262 238L263 237H261V239L260 240H257V242L259 241V244L261 245L262 244ZM2 239V238H1ZM42 239V238H41ZM151 239H153V238H151ZM158 239V238H157ZM197 239V238H196ZM237 239V237H235V240ZM256 239V238H255ZM159 240V239H158ZM238 240V239H237ZM243 240V239H242ZM241 240V241H242ZM251 240H252V238H251ZM1 241V240H0ZM37 241V240H36ZM36 241H34L36 244H37V242ZM166 241V240H165ZM168 241V240H167ZM166 241V242H167ZM174 241V240H173ZM200 241V240H199ZM202 241V240H201ZM248 241H250V240H248ZM33 242V243H34ZM43 242V241H42ZM116 242V241H115ZM169 242V241H168ZM171 242V241H170ZM185 243V242H184ZM203 243H205V242H203ZM31 244V243H30ZM39 244V243H38ZM116 244V243H115ZM118 244V243H117ZM152 244H154V242L152 243ZM177 244V243H176ZM180 244V243H179ZM199 244V243H198ZM201 244H202V242H201ZM32 245V244H31ZM54 247H53V246ZM167 245V244H166ZM171 246H172V244H170ZM183 245V244H182ZM196 245V244H195ZM239 245V244H238ZM246 245V244H245ZM255 245H256V243H255ZM259 245V246H260ZM165 246V245H164ZM163 246V247H164ZM174 246H177V245H175L174 244ZM186 245H184L183 247H185ZM231 246V245H230ZM258 245H257V247H256V249H258V247H259ZM112 247V245H109V244H105V245H102V246H97L96 247V250L95 251H88L86 254H84L85 256L84 257H89V258H92L94 261H95V264H98L97 262H99V261H105L106 259H107V257H109V255H110V253H111V248ZM179 247V246H178ZM197 247H198V245H197ZM235 247V246H234ZM233 247V248H234ZM238 247V246H237ZM261 247V246H260ZM50 248V247H49ZM51 248V249H52ZM116 248V247H115ZM167 248V247H166ZM182 248V247H181ZM231 248V247H230ZM184 249V248H183ZM232 249V248H231ZM242 249V248H241ZM246 249H247V247H246ZM85 250V249H84ZM113 250V249H112ZM173 250V249H172ZM49 251V250H48ZM176 251H178V249L176 250ZM187 251H188V249H187ZM192 252H193V250H191ZM243 251H245V250H243ZM47 252V251H46ZM52 252V251H51ZM63 252V251H62ZM195 252V251H194ZM197 252V251H196ZM195 252V253H196ZM49 253V252H48ZM191 253V252H190ZM225 253V252H224ZM247 253H249V255H248V257H245L244 259H245V262L244 263H242V264H248L249 262V260L248 261H246L247 259H249V258H252V255L251 254H253V252H250V251H245L244 253L242 252V250H241V252L238 250L237 251V248H236V250H234V251H230L228 254H227V256H228V258H229V264L231 263V261L232 260H235L236 262H238L239 260H240V258L241 257H243L244 255H246ZM257 253V252H256ZM177 254H179V252L177 253ZM197 254H198V252H197ZM176 255V254H175ZM56 256V255H55ZM61 256V257H60ZM112 256V255H111ZM190 256V255H189ZM193 256H194V253H193ZM202 256V255H201ZM81 257V258H80ZM168 257V255H166V253L164 252V250H159L157 253H155V250H154V254H151V253H149V254H147V256H142V257H140V259L138 260V261H140L141 262V264H144L145 263V261H151V262H156V261H158L159 259H161V260H163V259H165L166 260V258ZM171 257V256H170ZM212 257V256H211ZM210 257V258H211ZM217 257V256H216ZM35 258V259H34ZM169 258V257H168ZM182 258H184V256H182ZM7 259V258H6ZM42 259V258H41ZM40 259V260H41ZM158 259V260H157ZM188 258H186L185 260H187ZM212 259V258H211ZM210 259V260H211ZM179 260V259H178ZM194 260V259H193ZM193 260H191V262L193 261ZM147 261V262H148ZM167 261V260H166ZM196 261V260H195ZM223 261V260H222ZM73 262V263H72ZM182 262H184V261H182ZM190 262V263H191ZM227 263H228V260L226 261ZM225 262V263H226ZM173 263V262H172ZM187 263V262H186ZM45 264V263H44ZM183 264V263H182ZM189 264V263H188ZM199 264V263H198ZM207 264H214V263H212V262H208ZM252 264H259L258 263V261H257V263H252Z\"/></svg>",
  "mask_w": 264,
  "mask_h": 264
},
{
  "label": "crops",
  "instance_id": "3",
  "mask_svg": "<svg viewBox=\"0 0 264 264\" xmlns=\"http://www.w3.org/2000/svg\"><path fill=\"white\" fill-rule=\"evenodd\" d=\"M179 173V172H178ZM187 173V172H186ZM186 173H183V174H181V173H179V174H181L180 176H184V179H183V181H182V183L181 184H183V183H186V186L188 185L187 183V178H186ZM193 185V184H192ZM193 187H194V185H193ZM187 187H185V189H186ZM184 189V190H185ZM181 190V189H180ZM177 191V190H176Z\"/></svg>",
  "mask_w": 264,
  "mask_h": 264
},
{
  "label": "water",
  "instance_id": "4",
  "mask_svg": "<svg viewBox=\"0 0 264 264\" xmlns=\"http://www.w3.org/2000/svg\"><path fill=\"white\" fill-rule=\"evenodd\" d=\"M0 69H1V67H0ZM172 207H173V205H172V204H170V206H169V209H170V208H172Z\"/></svg>",
  "mask_w": 264,
  "mask_h": 264
}]
</instances>
